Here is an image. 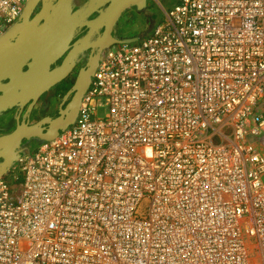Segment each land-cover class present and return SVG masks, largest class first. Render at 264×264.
Returning <instances> with one entry per match:
<instances>
[{"label":"built area","instance_id":"obj_1","mask_svg":"<svg viewBox=\"0 0 264 264\" xmlns=\"http://www.w3.org/2000/svg\"><path fill=\"white\" fill-rule=\"evenodd\" d=\"M11 171L0 264H264V0H179Z\"/></svg>","mask_w":264,"mask_h":264},{"label":"water","instance_id":"obj_2","mask_svg":"<svg viewBox=\"0 0 264 264\" xmlns=\"http://www.w3.org/2000/svg\"><path fill=\"white\" fill-rule=\"evenodd\" d=\"M150 0H28L20 19L0 38V117L27 106V115L45 94L65 80L88 50L91 55L65 96L71 97L59 117L35 124L18 118L16 127L0 136V178L35 146L53 141L76 122L82 101L107 51L115 45L135 44L143 36L119 38L117 27L130 9L145 13ZM153 15V16H152ZM155 15V16H154ZM153 21L156 14H151ZM87 29L81 38H76Z\"/></svg>","mask_w":264,"mask_h":264},{"label":"rangeland","instance_id":"obj_3","mask_svg":"<svg viewBox=\"0 0 264 264\" xmlns=\"http://www.w3.org/2000/svg\"><path fill=\"white\" fill-rule=\"evenodd\" d=\"M85 1L86 0H76V4L80 6ZM178 1L179 0H150L149 8L145 13H138L134 8L130 9L118 24L116 31L117 37L126 38L145 35L152 22L158 24L164 16L165 11L173 7ZM151 14H156L157 19L153 21V17L150 16ZM82 60L83 57L80 58L79 63H82ZM15 112V110L10 111L9 113H4V115L0 117V136L11 132L15 128V125L7 124L6 120V118H11ZM37 147L38 146H35L32 151L36 150ZM5 178L13 179L15 178V173L11 171Z\"/></svg>","mask_w":264,"mask_h":264},{"label":"flooded vegetation","instance_id":"obj_4","mask_svg":"<svg viewBox=\"0 0 264 264\" xmlns=\"http://www.w3.org/2000/svg\"><path fill=\"white\" fill-rule=\"evenodd\" d=\"M87 31H88L87 29H84V31L76 38V40L84 36L87 33ZM90 55H91L90 50L85 52L82 56L83 57V60L81 61L82 63H78L77 66L74 68V70L71 72V74L65 80H63L60 84H58L56 87L51 89L50 96H47V94L43 95L35 104V107L33 108V110L29 115H27V106L24 109H20L16 107L10 110V111L15 110L16 112L11 118H6L7 124L9 123L13 126L15 125L16 127L18 118L21 121L24 118H27L30 124H35L46 117H52V118L59 117L60 109L61 108L65 109L67 104L71 101V97H69V99H67V101L64 103V98L70 92V90H72L81 68L86 65ZM10 111L6 113H9Z\"/></svg>","mask_w":264,"mask_h":264}]
</instances>
